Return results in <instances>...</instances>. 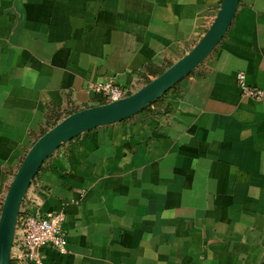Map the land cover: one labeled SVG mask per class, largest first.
<instances>
[{"label":"crops","instance_id":"crops-1","mask_svg":"<svg viewBox=\"0 0 264 264\" xmlns=\"http://www.w3.org/2000/svg\"><path fill=\"white\" fill-rule=\"evenodd\" d=\"M220 3L0 0V203L50 111L97 105L100 82L153 80L148 67L187 53ZM159 98L41 165L21 209L62 212L67 248L42 246L43 264H264V0H239L214 49Z\"/></svg>","mask_w":264,"mask_h":264},{"label":"water","instance_id":"water-1","mask_svg":"<svg viewBox=\"0 0 264 264\" xmlns=\"http://www.w3.org/2000/svg\"><path fill=\"white\" fill-rule=\"evenodd\" d=\"M239 0H221L217 13L197 43L162 73L134 92L111 102L83 107L68 114L32 144L4 196L0 209V264H10L19 208L44 161L61 145L84 131L139 113L187 76L214 49L228 29Z\"/></svg>","mask_w":264,"mask_h":264},{"label":"built area","instance_id":"built-area-1","mask_svg":"<svg viewBox=\"0 0 264 264\" xmlns=\"http://www.w3.org/2000/svg\"><path fill=\"white\" fill-rule=\"evenodd\" d=\"M238 86L243 95L260 98L262 90L248 86L243 72L237 73ZM95 92L102 96L105 103L117 100L131 93L127 87L112 81L100 82L95 86ZM0 203V209H1ZM65 215L62 212H30L19 208L13 243L10 251V264H43L40 252L42 246H50L59 253H66V238L62 224Z\"/></svg>","mask_w":264,"mask_h":264},{"label":"trees","instance_id":"trees-1","mask_svg":"<svg viewBox=\"0 0 264 264\" xmlns=\"http://www.w3.org/2000/svg\"><path fill=\"white\" fill-rule=\"evenodd\" d=\"M170 65H171V64L168 63V64H166V65L163 66V67H155V68H153V69H152V67L150 66V67H148V71L151 72V74L155 77V76L159 75L160 73H162V72H163L166 68H168ZM148 81H150L149 78L145 79V81H144L143 83L146 84ZM175 86H176V84L173 85L170 89L175 88ZM170 89H169V90H170ZM98 95H99V94H98ZM159 99H160V98L156 99V100L153 101L151 104H149L148 106H146L144 109L150 108L151 105L155 104L157 101H159ZM96 102H97V104L105 103V101H104V99L102 98L101 95H99V96L97 97ZM77 110H78V109H75V108H69L68 111H67V113H66L62 118H61V113L64 112V111H61V110H59V109H54V110L50 111V112L48 113V115H47L48 118H49V120H50V123H51L50 127L54 126L57 122H59L61 119H63V118H64L65 116H67L68 114L73 113V112H75V111H77ZM142 110H143V109H142ZM166 110H168V108H167V107H164V111H166ZM48 129H49V128H48ZM48 129H45V130L41 131L42 134H43L45 131H47Z\"/></svg>","mask_w":264,"mask_h":264},{"label":"rangeland","instance_id":"rangeland-1","mask_svg":"<svg viewBox=\"0 0 264 264\" xmlns=\"http://www.w3.org/2000/svg\"><path fill=\"white\" fill-rule=\"evenodd\" d=\"M134 92V91H133ZM132 93V92H131ZM69 108H78V107H74V106H72V107H69ZM67 113V111H64V112H62L61 113V118L65 115ZM50 125H51V123H50Z\"/></svg>","mask_w":264,"mask_h":264}]
</instances>
